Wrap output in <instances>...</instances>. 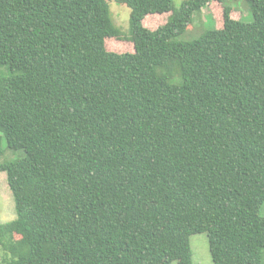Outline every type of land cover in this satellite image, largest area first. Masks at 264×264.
Instances as JSON below:
<instances>
[{
	"label": "trees",
	"instance_id": "1",
	"mask_svg": "<svg viewBox=\"0 0 264 264\" xmlns=\"http://www.w3.org/2000/svg\"><path fill=\"white\" fill-rule=\"evenodd\" d=\"M0 0L2 264H264V0ZM223 25L192 39L195 14ZM166 14L155 29L147 15Z\"/></svg>",
	"mask_w": 264,
	"mask_h": 264
},
{
	"label": "rangeland",
	"instance_id": "2",
	"mask_svg": "<svg viewBox=\"0 0 264 264\" xmlns=\"http://www.w3.org/2000/svg\"><path fill=\"white\" fill-rule=\"evenodd\" d=\"M183 1L184 0H173L174 7L180 6ZM230 5L232 6L230 14L232 18L246 22H251L253 20L252 13L244 0H231ZM109 7L112 22L121 30L123 37L107 39L105 41L106 49L117 53L133 52V43L128 34L130 8L125 4H119L113 0L109 2ZM201 12V14L194 15L193 22L183 35V39H192L207 29L222 27V5L217 2H211L204 7ZM165 15L166 14L147 15L143 24L149 29H155L165 22ZM2 144L3 142L0 140V148H5V144ZM22 155V151H4L0 156V161L5 159H18L21 158ZM260 215L264 216V204L260 208ZM13 218H15L14 201L6 181V174L5 172H0V223L10 221ZM190 247L193 264H213L209 249V240L206 233L191 235ZM4 255L5 251L0 246V264H2L1 261ZM169 264H177V262L173 261Z\"/></svg>",
	"mask_w": 264,
	"mask_h": 264
}]
</instances>
